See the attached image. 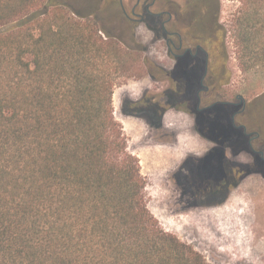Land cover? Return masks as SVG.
Wrapping results in <instances>:
<instances>
[{
	"label": "trees",
	"instance_id": "obj_1",
	"mask_svg": "<svg viewBox=\"0 0 264 264\" xmlns=\"http://www.w3.org/2000/svg\"><path fill=\"white\" fill-rule=\"evenodd\" d=\"M66 1L0 0V264H209L152 214L141 160L116 117L115 91L138 63L155 81L174 79L173 71L141 59L137 22L114 0L81 11ZM221 1L192 0L198 20L206 12L193 26L209 56L201 102L194 67L172 90L123 107L154 127L172 108L195 114L197 133L214 147L192 169L183 164L179 184L219 205L246 177L264 175L258 161L227 155L248 150L241 125L264 137V109L256 99L238 113L221 94L232 53L264 76V0H228L240 5L227 22ZM109 7L122 30L102 19ZM168 92L184 101L161 102Z\"/></svg>",
	"mask_w": 264,
	"mask_h": 264
},
{
	"label": "rangeland",
	"instance_id": "obj_2",
	"mask_svg": "<svg viewBox=\"0 0 264 264\" xmlns=\"http://www.w3.org/2000/svg\"><path fill=\"white\" fill-rule=\"evenodd\" d=\"M111 1L67 0L66 3L75 11H81L86 3L96 9ZM124 1L129 10L137 2ZM178 1L183 3L185 0ZM114 4L117 6L118 0H114ZM239 5L235 1L222 0L221 20L227 22ZM113 9L109 7L101 17L120 31L124 22L115 16ZM153 26V23L137 22V38L147 49L146 53H141V59L148 57L171 71L175 60L169 56L165 42L155 38ZM231 55V79L221 91L224 99L233 103L238 102V96L252 103L258 99V107L264 109V76L244 70L238 56ZM147 68L144 63H138L125 74L115 91L114 106L116 117L124 126L129 148L141 160L149 209L164 230L192 245L209 264H264V175L254 173L246 177L220 206H197L193 191L180 185L177 175L185 162L191 169L199 165L214 144L197 133L193 113L172 108L165 114L161 127L152 126L147 115L139 117L124 113L126 101H138L147 92L163 93L172 88L169 80L155 81ZM176 99L179 98L169 94L160 98L163 103ZM261 126L264 129V120H261ZM227 155L234 162L258 160L254 151L234 155L229 149Z\"/></svg>",
	"mask_w": 264,
	"mask_h": 264
},
{
	"label": "flooded vegetation",
	"instance_id": "obj_3",
	"mask_svg": "<svg viewBox=\"0 0 264 264\" xmlns=\"http://www.w3.org/2000/svg\"><path fill=\"white\" fill-rule=\"evenodd\" d=\"M100 2L101 0H99V3ZM118 2V8L123 10L128 19L140 24L153 23L156 33L155 38L157 41L165 42L169 56L175 60V65L171 70L175 78L170 80L171 86H175L179 82H184L185 77L180 75L195 67L194 72L201 77V89L198 93L201 102V95L210 90L204 82L209 56L203 45V36L196 34L193 29L198 17H196L197 8L193 5L192 0H185L183 3L178 0H137L136 4L131 8V14L128 13L124 0H118ZM99 3L97 2V4ZM205 16L206 12H202L199 17L198 21L201 25H203ZM194 17H196V19H194ZM203 67L204 72L202 74L201 70ZM169 95L179 99L166 104L184 101V98L177 93H169ZM237 100L238 102L233 103V106L239 109L238 113H246L247 109L252 106V101L247 102L243 97L238 96ZM240 128H242L247 137V151H254L257 154L258 160L256 161L261 163V166L264 167V137L262 133L258 131L247 132L245 125H241ZM239 186L234 189H237ZM233 190H230V195ZM194 197L197 206H220L217 204L219 203L217 199L199 201L196 194H194Z\"/></svg>",
	"mask_w": 264,
	"mask_h": 264
},
{
	"label": "bare ground",
	"instance_id": "obj_4",
	"mask_svg": "<svg viewBox=\"0 0 264 264\" xmlns=\"http://www.w3.org/2000/svg\"><path fill=\"white\" fill-rule=\"evenodd\" d=\"M230 207H232V206H230ZM230 207H229V208H230Z\"/></svg>",
	"mask_w": 264,
	"mask_h": 264
},
{
	"label": "water",
	"instance_id": "obj_5",
	"mask_svg": "<svg viewBox=\"0 0 264 264\" xmlns=\"http://www.w3.org/2000/svg\"><path fill=\"white\" fill-rule=\"evenodd\" d=\"M241 97V96H240Z\"/></svg>",
	"mask_w": 264,
	"mask_h": 264
}]
</instances>
